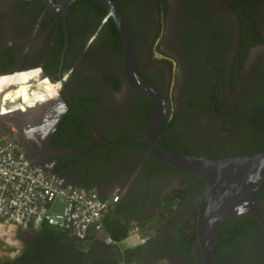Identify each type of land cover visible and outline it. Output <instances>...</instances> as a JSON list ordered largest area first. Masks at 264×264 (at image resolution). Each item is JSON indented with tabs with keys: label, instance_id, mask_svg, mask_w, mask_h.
Masks as SVG:
<instances>
[{
	"label": "flooded vegetation",
	"instance_id": "1",
	"mask_svg": "<svg viewBox=\"0 0 264 264\" xmlns=\"http://www.w3.org/2000/svg\"><path fill=\"white\" fill-rule=\"evenodd\" d=\"M48 1L57 2L0 0V90L15 89L16 79L33 81L20 110L35 106L34 119L41 121L57 116L48 138L53 148L39 146V154L65 181L100 196L115 192L108 211L147 224L150 233L120 253L68 231L49 240L35 229L18 230L21 246L0 264L117 262L126 248L124 258L133 264H200L190 237L203 179L177 174L149 150L143 131L154 103L125 81L121 42L118 53L105 30L110 16L98 18L83 0H73L62 24L46 9ZM116 1L130 28L135 71L165 100L156 130L162 148L218 158L264 144V0L252 2L247 13L235 12L229 0ZM247 30L257 39L240 57V33ZM56 95L63 109L38 105ZM10 110L0 106V114ZM23 125L0 119V133L25 152L17 137ZM35 133L29 137L41 145ZM176 187L170 212L159 216L160 202ZM260 214L264 222V207ZM246 230L217 251L215 264H264V224L256 218Z\"/></svg>",
	"mask_w": 264,
	"mask_h": 264
},
{
	"label": "water",
	"instance_id": "2",
	"mask_svg": "<svg viewBox=\"0 0 264 264\" xmlns=\"http://www.w3.org/2000/svg\"><path fill=\"white\" fill-rule=\"evenodd\" d=\"M72 1L57 0L56 3L48 1L46 9L55 14L64 24L65 15ZM92 1L104 8L105 17L110 16L118 31L125 81L132 89L148 97L154 103V108L145 123L143 131L149 150L162 162L204 180L203 191L199 197L195 217L191 253L198 259L200 264H215V246L219 228L224 220L230 217H242L244 214H253L264 224L260 214L264 202L259 197L260 191L264 188V148L252 154L218 158L175 153L162 148L156 140V130L165 111L163 95L154 86L144 81L135 71L132 36L128 22L118 2L116 0ZM41 75L47 76L43 72H41ZM48 78L51 80L50 77ZM4 95L5 93L0 94V106L3 104L1 96ZM55 98L44 100L38 105L52 106V109L60 106L63 109L64 103L59 99V96L56 95ZM11 99L14 102L18 98L13 95ZM12 102L10 101V104ZM10 104H5V108L8 109ZM34 108L35 106H31L25 108L26 110H20L12 107L9 108L10 111L1 113L0 119L14 125L16 129L18 128L16 126L17 122L22 125L24 123L23 134L17 137L20 138L19 143L25 150V158L31 164L61 176L50 168L43 156L39 154L42 148L46 150L53 148L48 143V138L57 116L53 113L47 120L42 119L41 121L38 117L34 119L36 115ZM30 123L33 125L32 127L29 126ZM30 133L39 134L41 145L29 137Z\"/></svg>",
	"mask_w": 264,
	"mask_h": 264
},
{
	"label": "built area",
	"instance_id": "3",
	"mask_svg": "<svg viewBox=\"0 0 264 264\" xmlns=\"http://www.w3.org/2000/svg\"><path fill=\"white\" fill-rule=\"evenodd\" d=\"M116 197L115 192L100 196L29 163L14 139L0 133L1 229H36L44 222L79 239H99L122 253L123 245L146 240L150 229L147 224L129 221L123 238L111 236L103 216ZM116 264L133 262L120 255Z\"/></svg>",
	"mask_w": 264,
	"mask_h": 264
},
{
	"label": "trees",
	"instance_id": "4",
	"mask_svg": "<svg viewBox=\"0 0 264 264\" xmlns=\"http://www.w3.org/2000/svg\"><path fill=\"white\" fill-rule=\"evenodd\" d=\"M88 6L92 7L95 9V12L98 16V18H103L105 15V10L104 8H102L99 4L93 2L92 0H83ZM231 2L232 8L235 12L238 13H247L250 12L252 9V2H254L255 0H229ZM105 25V30L107 32H110L111 34V41H112V47L115 49L114 51L116 52H120V40H119V35L117 33L116 27L114 25V23L112 22L110 17H107V20L104 23ZM240 40H241V44L239 47V56L242 57L246 47L253 41L257 39V32L253 31V30H247L243 33H240ZM114 44H116V47H114ZM262 111H259V113ZM264 115V113H262ZM262 122H264V119L261 120ZM264 147V144L261 143H257V145H253L251 147L248 148H242L240 150H236L234 152L231 153H224L227 154L228 156H233V155H247V154H252L260 149H262ZM170 168V166H168ZM173 171H175L177 174H181L182 176H187V177H193V175L186 173V172H182L180 170H177L175 168H173ZM204 182V180H202ZM178 187V185H177ZM175 188L174 190H171L172 192L166 196L164 198V200L162 202H160V205L158 207V211H159V216H163V215H168V213L171 210V205L172 202L176 199L177 197V190L179 188ZM177 189V190H176ZM259 197L262 201H264V188L261 190V192L259 193ZM255 217L253 215H244L242 217H238V218H234V217H230L227 218L226 220H224L219 228V232H218V238H217V242H216V246H215V254L217 253V251L225 244H234L236 241H238V239H240L241 237H243L244 235L247 234V230H246V226L249 224V222L255 221ZM252 220V221H251ZM103 222L104 225L107 229V231L111 234V236H113L116 239H121L125 236L126 233V228L129 224V221L126 220H122L119 217L116 216V214H114V212L112 211H108L104 214L103 216ZM38 233H42V235L44 236V238L52 240L53 238H59L62 235H65V232L67 230H63V229H57L51 225H48L46 223H42L38 228L35 229ZM194 236L193 235L190 237V239H192ZM41 243H47L46 240H42L41 239ZM130 248H126L124 249V254L129 250ZM187 249H190V243L187 245ZM123 254V257H124ZM128 259V258H127ZM125 259V260H127ZM130 260V259H128ZM11 263L10 261H4L1 264H9ZM90 264H100L97 262H89ZM101 264H116V260H107L104 261V263Z\"/></svg>",
	"mask_w": 264,
	"mask_h": 264
},
{
	"label": "bare ground",
	"instance_id": "5",
	"mask_svg": "<svg viewBox=\"0 0 264 264\" xmlns=\"http://www.w3.org/2000/svg\"><path fill=\"white\" fill-rule=\"evenodd\" d=\"M16 83L15 85V89L13 88L11 90V87L8 88V86H6L7 89H1L0 90V94H4V96H1L2 98V105H1V109H5V104L8 105V103L10 104V101L12 102V99L13 98V95L16 96L18 99L15 100L14 102H12V104H10L9 108H12V107H17L18 109H23L22 108V105L26 104L28 98H29V95H30V92L32 90V88H34V82L33 81H29L27 83H21V82H18V80H14ZM1 86V85H0ZM23 89V91H22ZM42 102V101H41Z\"/></svg>",
	"mask_w": 264,
	"mask_h": 264
},
{
	"label": "rangeland",
	"instance_id": "6",
	"mask_svg": "<svg viewBox=\"0 0 264 264\" xmlns=\"http://www.w3.org/2000/svg\"><path fill=\"white\" fill-rule=\"evenodd\" d=\"M15 246H21L20 240L17 239V230H5L0 228V258L7 256L8 252Z\"/></svg>",
	"mask_w": 264,
	"mask_h": 264
},
{
	"label": "crops",
	"instance_id": "7",
	"mask_svg": "<svg viewBox=\"0 0 264 264\" xmlns=\"http://www.w3.org/2000/svg\"><path fill=\"white\" fill-rule=\"evenodd\" d=\"M17 231L19 230V229H16ZM87 241H89V240H87Z\"/></svg>",
	"mask_w": 264,
	"mask_h": 264
}]
</instances>
